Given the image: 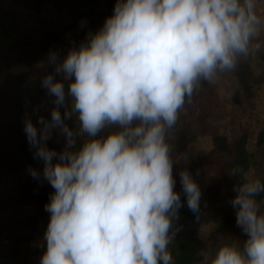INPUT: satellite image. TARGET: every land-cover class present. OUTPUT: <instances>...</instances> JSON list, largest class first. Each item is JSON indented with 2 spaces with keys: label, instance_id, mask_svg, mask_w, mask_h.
Here are the masks:
<instances>
[{
  "label": "clouds",
  "instance_id": "9594fccd",
  "mask_svg": "<svg viewBox=\"0 0 264 264\" xmlns=\"http://www.w3.org/2000/svg\"><path fill=\"white\" fill-rule=\"evenodd\" d=\"M258 9L259 0H116L63 58L49 52L41 87L50 118L23 119L43 165L29 174L53 189L40 264H174L183 204L169 132L204 83L264 49ZM54 132L60 151L48 147ZM227 173L238 178L229 203L244 240L218 241L202 264H264V181L241 167ZM179 177L199 218L201 188L187 168Z\"/></svg>",
  "mask_w": 264,
  "mask_h": 264
},
{
  "label": "rangeland",
  "instance_id": "374dc122",
  "mask_svg": "<svg viewBox=\"0 0 264 264\" xmlns=\"http://www.w3.org/2000/svg\"><path fill=\"white\" fill-rule=\"evenodd\" d=\"M40 1L0 0V151L10 146L18 162L14 171L0 173V264H40L44 251L41 245L50 218L45 211L47 203L22 207L15 202L28 218L13 234L7 233V204L30 175V167L42 172V162L35 160L29 149L23 119L27 115L36 124L38 115L50 118L53 98L41 87L43 75L53 71L47 65L48 54L55 51L63 58L88 31L95 32L103 25L116 3ZM258 10L264 14V0H259ZM81 21H85L84 27ZM66 123L75 127L74 120ZM263 126L264 49L241 60L234 71L222 74L215 83H204L169 132L172 158L177 162L173 168L175 190L183 193L179 171L187 168L202 192L198 222L187 221L180 213L175 222L181 230L170 245L174 264H202L204 252L218 241L244 240L229 203L235 193L223 179L227 158L211 152L212 136L222 134L232 139L246 135L248 161L244 171L264 181V142L257 143V133ZM64 143V137L54 132L48 147L60 151ZM39 184L48 195L53 191L43 178Z\"/></svg>",
  "mask_w": 264,
  "mask_h": 264
},
{
  "label": "trees",
  "instance_id": "16d2710c",
  "mask_svg": "<svg viewBox=\"0 0 264 264\" xmlns=\"http://www.w3.org/2000/svg\"><path fill=\"white\" fill-rule=\"evenodd\" d=\"M35 1H37L38 4H41L40 0ZM245 137L246 135L244 134L232 139H227V137L222 134H214L212 136L211 152L227 158V165L223 179L232 189L233 184L238 182V178L236 181H234L229 177L227 172L234 167H241L245 169L246 162L248 161L245 153ZM263 142L264 126L257 133V143L261 144ZM0 152H2L0 153V173H10L14 171L15 167L17 168L18 166V162L15 160V153L13 152V149L9 146ZM180 194L183 207H181L179 213L185 220L197 223V216L188 209L186 198L184 197L183 193ZM10 199L13 201V203L11 201L7 204L9 205L10 210V218L8 219L10 222L7 224V233L13 234L20 229L19 226L27 223L28 218L23 210L15 206V202L22 205V207L31 204L40 205L48 202L49 195L48 193H45L43 189H41L39 181L34 180L31 175H29L27 179L21 183L20 188L14 193V197L10 196Z\"/></svg>",
  "mask_w": 264,
  "mask_h": 264
}]
</instances>
